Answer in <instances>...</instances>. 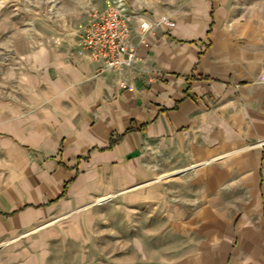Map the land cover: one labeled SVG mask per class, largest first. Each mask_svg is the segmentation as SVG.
Segmentation results:
<instances>
[{
	"label": "crops",
	"instance_id": "crops-1",
	"mask_svg": "<svg viewBox=\"0 0 264 264\" xmlns=\"http://www.w3.org/2000/svg\"><path fill=\"white\" fill-rule=\"evenodd\" d=\"M244 1L133 0L116 73L80 34L111 0H0V239L62 238L49 225L111 196L125 236L154 217L167 263L264 264V18L241 25ZM158 17L175 27L137 32Z\"/></svg>",
	"mask_w": 264,
	"mask_h": 264
},
{
	"label": "rangeland",
	"instance_id": "rangeland-1",
	"mask_svg": "<svg viewBox=\"0 0 264 264\" xmlns=\"http://www.w3.org/2000/svg\"><path fill=\"white\" fill-rule=\"evenodd\" d=\"M132 1L124 0L127 6ZM161 1H164L165 9L170 10H176L174 4L182 2ZM58 3L59 0H51L52 14L60 7ZM235 8L241 14V25L245 24L246 27L257 25L261 14L264 18V0H245ZM1 73L0 67V104L2 93L7 90V86L4 88L2 84ZM115 202V198L98 205L93 202L84 206L79 213L83 215L91 210L94 215L86 213L79 222L74 223L73 219L78 216L70 215L49 225L51 229L63 230L62 238L41 241L39 244L35 242V236L38 237L35 232H39V229H32L0 239V264H126L125 260L130 254L134 258L133 264H165L163 260L170 264L167 262L173 260L172 242L158 247L155 233L159 225L154 223V217H147L145 210L133 209L129 219L132 230L129 236H125L124 227L128 220L123 219L121 205L118 203L119 206H116ZM143 229H147L148 234L145 230L143 233ZM124 239H131L133 250L124 247Z\"/></svg>",
	"mask_w": 264,
	"mask_h": 264
},
{
	"label": "built area",
	"instance_id": "built-area-1",
	"mask_svg": "<svg viewBox=\"0 0 264 264\" xmlns=\"http://www.w3.org/2000/svg\"><path fill=\"white\" fill-rule=\"evenodd\" d=\"M90 19L80 33L81 44L92 60L102 63L100 71L121 73L132 68L136 63L137 49L129 41L130 17L124 0L110 2L104 11L94 13ZM154 27L168 31L175 27V22L168 17H158L153 23L139 18L137 32L144 34ZM119 86L125 87V83L120 82Z\"/></svg>",
	"mask_w": 264,
	"mask_h": 264
},
{
	"label": "bare ground",
	"instance_id": "bare-ground-1",
	"mask_svg": "<svg viewBox=\"0 0 264 264\" xmlns=\"http://www.w3.org/2000/svg\"><path fill=\"white\" fill-rule=\"evenodd\" d=\"M184 171V170H183ZM187 172V171H186ZM174 173V172H173ZM180 174V173H179ZM165 176V175H164ZM170 176V175H169ZM108 197H111V196H104V197H100L98 198V200H96V203L98 202H103V201H108L109 199H107Z\"/></svg>",
	"mask_w": 264,
	"mask_h": 264
}]
</instances>
